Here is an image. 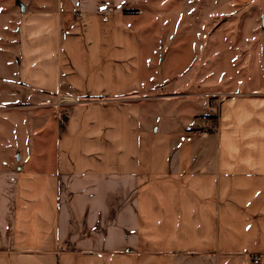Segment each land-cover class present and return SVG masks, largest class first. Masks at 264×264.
Returning a JSON list of instances; mask_svg holds the SVG:
<instances>
[{
    "label": "crops",
    "instance_id": "crops-1",
    "mask_svg": "<svg viewBox=\"0 0 264 264\" xmlns=\"http://www.w3.org/2000/svg\"><path fill=\"white\" fill-rule=\"evenodd\" d=\"M21 6L0 77V264H264V93H231L206 130L144 58L142 2ZM14 85L82 100L60 127L17 117Z\"/></svg>",
    "mask_w": 264,
    "mask_h": 264
},
{
    "label": "rangeland",
    "instance_id": "rangeland-1",
    "mask_svg": "<svg viewBox=\"0 0 264 264\" xmlns=\"http://www.w3.org/2000/svg\"><path fill=\"white\" fill-rule=\"evenodd\" d=\"M27 1L37 5L53 0H0V77L9 76L10 71L4 72V68L16 55V24L21 5ZM139 2L143 3L138 22L142 24L144 58L157 66L158 81L172 80L170 91L177 92L180 102L187 101L180 104L183 113L178 115L180 120L191 122L203 116L209 122L206 130L216 129L222 99L231 93H264L263 87H259L264 81V0ZM9 79H13L12 75ZM198 82L201 95L188 96L197 92L192 87ZM13 87L17 117L49 112L62 124L72 106L82 100L69 88L59 96L18 85ZM204 99L206 107L202 104ZM25 120L30 138L33 123L29 117Z\"/></svg>",
    "mask_w": 264,
    "mask_h": 264
},
{
    "label": "built area",
    "instance_id": "built-area-1",
    "mask_svg": "<svg viewBox=\"0 0 264 264\" xmlns=\"http://www.w3.org/2000/svg\"><path fill=\"white\" fill-rule=\"evenodd\" d=\"M258 260H259V257H258V256H255V257H254V263H257Z\"/></svg>",
    "mask_w": 264,
    "mask_h": 264
},
{
    "label": "trees",
    "instance_id": "trees-1",
    "mask_svg": "<svg viewBox=\"0 0 264 264\" xmlns=\"http://www.w3.org/2000/svg\"><path fill=\"white\" fill-rule=\"evenodd\" d=\"M64 121L62 122V124H60V127H63Z\"/></svg>",
    "mask_w": 264,
    "mask_h": 264
}]
</instances>
